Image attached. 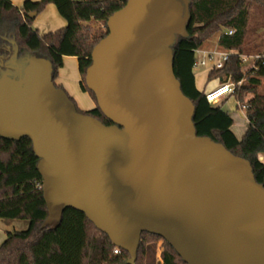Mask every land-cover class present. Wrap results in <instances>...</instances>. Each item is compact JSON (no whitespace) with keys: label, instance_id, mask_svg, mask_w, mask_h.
<instances>
[{"label":"water","instance_id":"obj_1","mask_svg":"<svg viewBox=\"0 0 264 264\" xmlns=\"http://www.w3.org/2000/svg\"><path fill=\"white\" fill-rule=\"evenodd\" d=\"M188 20L189 0H127L108 18L84 77L110 125L77 110L50 59L15 61L0 75V136L32 140L47 222L80 210L129 263L149 232L187 264H264V186L247 159L197 135L174 73Z\"/></svg>","mask_w":264,"mask_h":264},{"label":"trees","instance_id":"obj_2","mask_svg":"<svg viewBox=\"0 0 264 264\" xmlns=\"http://www.w3.org/2000/svg\"><path fill=\"white\" fill-rule=\"evenodd\" d=\"M127 0H25L21 6L11 0H0V75L15 71V61L25 64L28 55L43 56L52 62L56 83L64 56L78 59L80 86L95 101L88 111L106 125L113 122L99 109L95 94L87 87L85 77L92 64V50L109 30L108 18ZM53 3L66 20L65 27L39 33L34 18ZM97 23L99 28H94ZM102 27V28H101ZM188 36L176 35L172 44L174 73L183 93L195 110L193 123L197 135L222 143L233 154L247 159L256 181L264 186V0H189ZM228 30H232L231 34ZM219 33L218 44L231 53L222 68L209 69L207 82H235L232 93L244 108L248 127L239 140L231 127L234 123L223 104H211L204 90L196 86L194 64L196 50L211 36ZM242 55H259L255 66L245 68ZM253 96L248 98V95ZM70 97V96H69ZM72 99V97H70ZM73 100V99H72ZM74 101V100H73ZM75 103V101H74ZM76 104V103H75ZM28 136L19 139L0 136V218L27 220L28 227L6 232L0 244V264H132L130 254L99 230L83 212L68 208L61 223L47 222L49 209L43 195V178ZM82 218L72 238L64 228L68 215ZM80 243L78 251L72 240ZM159 235L143 232L134 264H187L173 246L164 240L161 261L156 263L154 244Z\"/></svg>","mask_w":264,"mask_h":264},{"label":"rangeland","instance_id":"obj_3","mask_svg":"<svg viewBox=\"0 0 264 264\" xmlns=\"http://www.w3.org/2000/svg\"><path fill=\"white\" fill-rule=\"evenodd\" d=\"M46 18H47L46 16L39 14V16L34 18V22H33L34 26L33 27L37 28L38 31L39 30L43 31L42 26L46 24V21L48 19V18L47 19ZM94 28H99V25L97 23H95ZM218 35H219V33H216L215 35L209 37L202 44V46L211 52L224 51L220 47V45L218 44ZM198 55H199V52H197V57H198ZM205 70H206V68L203 66H197L194 68V72L196 74L197 80L204 81L203 79L205 76ZM57 79L60 82L59 85H61L62 88L67 92V94L70 97H72V99L75 101L77 107L80 110L88 111L90 109L88 105H90V104L95 105V101L89 95V93L85 92L81 89V86H80L81 78H80L79 70H78V59H69V60L67 59L65 61V64L61 67ZM226 96H225V98H227ZM225 98H223L221 101H219L218 103H215V104H219L224 100L223 108H224V110L229 111L230 114H232L231 116L233 117L235 124H236L234 126L235 129L244 128V126L247 127V121L243 117V114H242L243 108L241 106H238L236 108L235 103H234V100H235L234 96L229 95V98H227V99H225ZM81 218H82V215H80V214L73 215V216L68 215L67 222H66V225L64 227V228H67L66 229V232H67L66 235H69L72 238V234H74L75 228H76L77 224H79L78 222H80ZM20 221L21 220L13 221V223H11L12 225H10V228L11 229L16 228L17 230H20V229H18L20 227V224H21V223H19ZM3 231H4V227L0 225V232L3 233ZM156 242L157 243L154 244V250H155V256L157 258L156 263H158L159 261H161V258H162L161 254H162L163 250L165 249V244H164L163 239H161V240L158 239ZM72 246L75 249V251H78L79 246H80L79 241L77 239L72 240Z\"/></svg>","mask_w":264,"mask_h":264},{"label":"crops","instance_id":"obj_4","mask_svg":"<svg viewBox=\"0 0 264 264\" xmlns=\"http://www.w3.org/2000/svg\"><path fill=\"white\" fill-rule=\"evenodd\" d=\"M12 1V3H14L15 5H17V6H21L22 4H23V2L25 1V0H11ZM33 1H37V0H33ZM39 14L40 15H43V16H46L47 18V21H46V24L45 25H43L42 26V30L43 31H40L39 30V33H41V34H43V33H46V32H49V31H55V30H57V29H60V28H62V27H65V25H66V20L59 14V12H58V10H57V8H56V6L53 4V3H49L45 8H44V10H42L40 13H38L37 15H36V17L37 16H39ZM35 17V18H36ZM41 26V25H40ZM219 36V35H218ZM221 47V46H220ZM222 49H225V48H223V47H221ZM199 50V49H198ZM200 50H208V49H206V48H204L203 46H201L200 47ZM201 56V53H199V55H198V57H200ZM197 57V51H196V58H198ZM64 64H65V61L68 59H77V57H75V56H64ZM63 64V65H64ZM195 68V67H194ZM206 68V70H205V76H204V81H200V80H197V77H196V74H195V78H196V86H197V88L199 89V90H204L206 93L207 92H209V91H211L212 89H214V88H216L217 86H219L220 85V81H219V79H214V80H212V81H209V82H207L208 80H207V75H208V71H209V68H207V67H205ZM60 71V70H59ZM195 73V72H194ZM80 75V74H79ZM56 82H57V84H60V82H59V80L58 79H56L55 80ZM229 95H232V94H228L226 97L227 98H229ZM234 96V95H233ZM253 95L252 94H250V95H248V98H250V97H252ZM227 98H225V99H227ZM234 103H235V106H236V108L239 106L238 105V101H237V99H236V97L234 96ZM224 103V100L220 103V104H223ZM89 106V108H92V107H94L95 105H92V104H90V105H88ZM228 113H230L229 111H228ZM242 114H243V117L246 119V121H247V127H248V119H247V117H246V113H245V110H244V108L242 109ZM230 115H232V114H230ZM232 117V116H231ZM233 118V117H232ZM234 120V119H233ZM246 123V122H245ZM236 124H235V121H234V123H233V125H232V127H231V129H232V131L234 132V134L236 135V137L240 140L242 137H243V135L245 134V131L247 130V127L246 126H244V128H238V129H235L234 128V126H235ZM259 159L261 160V161H263L264 162V152L263 153H260L259 154ZM15 220H21L19 223H21L20 224V227L18 228V229H25V228H27L28 227V222L29 221H27V220H23V219H2V218H0V225L1 226H3L4 227V231H3V233L2 232H0V244L3 242V240L6 238V232L7 231H13V230H17L16 228H13V229H11L10 228V225H12L11 223H13V221H15Z\"/></svg>","mask_w":264,"mask_h":264},{"label":"built area","instance_id":"obj_5","mask_svg":"<svg viewBox=\"0 0 264 264\" xmlns=\"http://www.w3.org/2000/svg\"><path fill=\"white\" fill-rule=\"evenodd\" d=\"M232 32H233L232 30H228L229 34H231ZM223 50L224 51H220V52H211L208 50H200V48L199 50L197 49L196 51L201 53V56L196 58L195 60L196 64H194V67L203 66L209 69L222 68L227 60L228 54L232 52L226 48ZM259 57H260L259 55H255V56L242 55L241 56L243 64L246 65L245 68L249 66H255L256 64L255 60L258 59ZM235 87H236V83L231 82V81L224 83V84H220L216 88L206 93L207 100L211 104L218 103L223 98H225L226 95L232 94ZM120 252H121V248L118 246H116L113 249L114 254H118Z\"/></svg>","mask_w":264,"mask_h":264},{"label":"flooded vegetation","instance_id":"obj_6","mask_svg":"<svg viewBox=\"0 0 264 264\" xmlns=\"http://www.w3.org/2000/svg\"><path fill=\"white\" fill-rule=\"evenodd\" d=\"M16 71H14V73H15Z\"/></svg>","mask_w":264,"mask_h":264}]
</instances>
